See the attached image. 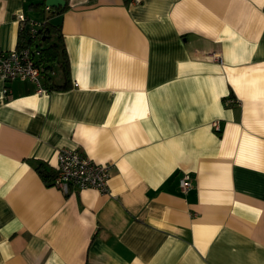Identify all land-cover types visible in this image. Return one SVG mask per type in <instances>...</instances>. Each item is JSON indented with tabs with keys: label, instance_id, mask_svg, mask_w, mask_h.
Returning <instances> with one entry per match:
<instances>
[{
	"label": "crops",
	"instance_id": "1",
	"mask_svg": "<svg viewBox=\"0 0 264 264\" xmlns=\"http://www.w3.org/2000/svg\"><path fill=\"white\" fill-rule=\"evenodd\" d=\"M29 2L0 0V53ZM66 2L70 89L0 80V264H264V0ZM62 148L109 193L45 184Z\"/></svg>",
	"mask_w": 264,
	"mask_h": 264
},
{
	"label": "built area",
	"instance_id": "2",
	"mask_svg": "<svg viewBox=\"0 0 264 264\" xmlns=\"http://www.w3.org/2000/svg\"><path fill=\"white\" fill-rule=\"evenodd\" d=\"M17 19L20 28H27L28 37L33 40V44L24 43L13 50L0 53V80L4 83L13 80L29 82L35 86L38 94L46 93L44 81L46 75L51 73L37 61L40 55V47L37 46L38 30L43 27V23L40 20L26 18L23 14H19ZM73 86L77 87V84L74 83ZM7 92V88L4 87V93ZM225 104L234 105L238 104V101L234 97H229ZM212 127L219 131L218 121H214ZM109 170V164H96L78 149L62 148L56 155V177L53 186L64 194L86 189L108 194ZM179 185L181 190L186 192L193 186L192 179L185 174L179 179Z\"/></svg>",
	"mask_w": 264,
	"mask_h": 264
},
{
	"label": "trees",
	"instance_id": "3",
	"mask_svg": "<svg viewBox=\"0 0 264 264\" xmlns=\"http://www.w3.org/2000/svg\"><path fill=\"white\" fill-rule=\"evenodd\" d=\"M66 2V0H65ZM27 11L31 15H41L43 27L38 30V43L40 47V55L38 62L43 65L44 69L50 73L57 68L61 73L62 83H54L51 74L46 75L44 86L50 90L66 91L70 89V68L67 52L63 42L61 24L51 21L52 17L58 16L68 10V4L65 3L63 8H48L46 9L45 0H30L27 4ZM28 18V16H26ZM19 40L25 41L27 45L33 44V40L28 37L27 28H21L19 33ZM22 43H19L21 46ZM52 80V83L50 81ZM35 171L41 180L47 185H53L56 173L49 169L45 164L39 162Z\"/></svg>",
	"mask_w": 264,
	"mask_h": 264
},
{
	"label": "water",
	"instance_id": "4",
	"mask_svg": "<svg viewBox=\"0 0 264 264\" xmlns=\"http://www.w3.org/2000/svg\"><path fill=\"white\" fill-rule=\"evenodd\" d=\"M65 3V0H45V6L48 8H63Z\"/></svg>",
	"mask_w": 264,
	"mask_h": 264
},
{
	"label": "rangeland",
	"instance_id": "5",
	"mask_svg": "<svg viewBox=\"0 0 264 264\" xmlns=\"http://www.w3.org/2000/svg\"><path fill=\"white\" fill-rule=\"evenodd\" d=\"M58 71H59V70L56 68L55 71L52 72L53 74H51V75H52V78H53V79H55V76H56V74H57Z\"/></svg>",
	"mask_w": 264,
	"mask_h": 264
}]
</instances>
